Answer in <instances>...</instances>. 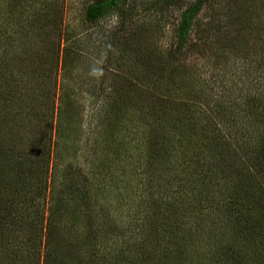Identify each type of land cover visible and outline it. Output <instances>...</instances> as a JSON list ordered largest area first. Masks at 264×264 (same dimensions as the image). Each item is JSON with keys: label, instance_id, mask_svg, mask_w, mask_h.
I'll use <instances>...</instances> for the list:
<instances>
[{"label": "rangeland", "instance_id": "1", "mask_svg": "<svg viewBox=\"0 0 264 264\" xmlns=\"http://www.w3.org/2000/svg\"><path fill=\"white\" fill-rule=\"evenodd\" d=\"M90 1L0 0V145L8 146L10 139H14L11 148L22 145L23 141H27L26 144L42 142L45 130L37 133L38 138H33L31 131L49 127L52 140L60 132L59 165L62 168L71 163L70 157L74 155L78 165L73 167L80 173L85 160H90V154L108 158L110 162L130 160L138 166L143 157L138 148L143 131L139 107L152 105L146 99L147 84L175 69L188 77L186 87L192 90L185 99L190 109L196 110V116L192 113L188 125L202 120L207 124V133L218 140L216 159L205 167L211 173L209 175L216 179L217 174L251 173L249 166H245L251 159V152L246 151L249 144L245 142H251L247 139L248 134L254 132L257 136L260 128L255 127V121L246 111L254 99L264 106V0H210L195 18L187 45L179 53L175 51L178 16L195 0H128L124 18L113 14L95 25L84 21V9ZM194 83L196 86L192 88ZM117 92H126L132 97L126 103V110L118 106L111 110L116 104ZM219 106L224 113L222 120L217 114ZM58 108L63 114L57 123ZM128 109H133V114H128ZM170 109L167 105L165 111ZM171 111L172 115L183 114L181 107H173ZM114 112L123 127L116 142L111 134L101 132L105 120L111 119ZM72 119L75 126H71ZM70 127L74 128L73 132ZM233 133L243 136L242 140L232 138ZM106 138L111 140L109 147L105 146L108 144ZM103 140L104 149L100 145ZM229 143L241 148L228 149ZM97 150L98 154L94 155ZM3 158L5 163L1 161ZM11 160L10 152L0 156V198L17 214L9 218L11 223L3 233L10 244H15L16 251L24 250L21 254L25 257L27 247L22 243L38 234L39 223L46 217L41 207L47 205V199L46 196L37 198L26 178L15 181ZM106 166L102 170H122L120 166L117 169L111 164ZM88 168L87 165L83 170ZM126 168L127 172L132 170ZM136 169L135 175L127 180L132 182L133 188L139 183L136 179L144 175ZM263 180H260L262 184L255 185L262 191ZM21 182L25 186H21ZM124 185L123 179L121 186ZM203 194L204 206H212L216 212L210 216L196 215L195 221L203 233L202 252L210 246L207 242L212 238L210 235H219L208 219L216 214L215 226L221 229L231 226L229 214L224 210L227 191L222 180L207 186ZM123 196L127 206L139 201L138 192L132 191L130 195L125 191ZM127 196H130L129 200ZM96 198L92 197L93 200ZM255 214L257 221L263 218L260 223H264V206ZM127 223L125 214L120 220V229L125 234ZM77 238L80 242V237ZM122 239V236L117 237L119 244L124 243ZM112 243L110 239L108 245ZM254 244L257 245L256 240ZM130 245L125 258L138 252ZM221 246H214L216 264H239L234 257L229 259L224 251H220ZM223 247H226L225 243ZM241 247L237 244L235 250L239 251ZM248 251V256L243 257H248L247 260L241 264H264L253 256L252 248ZM61 253L69 254L64 248ZM11 254L8 250L5 255ZM76 257L74 254L66 259L73 258L74 261ZM21 261L26 262L24 258ZM27 262L35 261L29 256ZM94 264H99L98 260L95 259ZM126 264L142 263L127 259Z\"/></svg>", "mask_w": 264, "mask_h": 264}, {"label": "trees", "instance_id": "2", "mask_svg": "<svg viewBox=\"0 0 264 264\" xmlns=\"http://www.w3.org/2000/svg\"><path fill=\"white\" fill-rule=\"evenodd\" d=\"M127 1L92 0L84 9V21L95 25L113 14L122 19L126 15ZM209 1L195 0L179 13L176 53L187 45L195 18ZM182 74L174 69L169 75L161 79H151L147 84L146 99L152 105L142 104V107H139V118H142L140 128L143 131L138 140V148L143 157L138 161L140 162L138 166L133 165L130 160L110 162L108 158L101 159L98 155L94 157L90 154V160L86 159L82 165L84 167L88 165L87 170H83V167L79 173L78 169L74 168L78 165L77 157L74 155L70 157L71 163L62 168L59 165L60 132L55 135V140H52L49 127L31 131L32 137L38 138L37 133L45 130L42 142L26 144L27 141H23L22 145L11 148L14 139H10L8 146L0 145V156L9 152L11 154L10 166L15 170V181H20L22 177L26 178L36 191L37 198L46 196L47 199V205L41 207L46 217L42 218L44 222L39 223L38 234L22 243L23 247H27V254L24 257L21 254L24 250L20 248L21 251L20 249L16 251L15 244H10V240L3 233L4 228L8 230L7 227L11 223L9 218L17 213L14 214V208H9L8 203L0 198V249H2L0 264H94L95 259L99 264H126L127 259L137 260V263L142 264H216L214 246L217 245H222L219 247L220 251H224L229 259L234 257L239 264L247 260L248 257L245 259L243 257L248 256L249 248L254 250L253 256L256 259L264 261V223H260L263 218L257 221L255 216V211L264 206V191L255 187L262 184L260 180L264 178V106H260L258 100L256 102L254 99L246 111L255 121V127L260 128L257 136L254 132L248 134L247 139L252 143L245 142L249 144L246 151L251 152L249 164L245 163V166H249L251 173L237 171L234 175L224 173L223 176L217 174L216 179L212 178L205 167L216 159L214 155L217 153L218 140H214L207 133V124L202 120L195 124L191 122L194 125L191 123L188 125L192 113L196 116V110H191L185 99L186 94L192 90L186 87L189 80ZM195 86L196 83L192 88ZM114 100L116 104L111 110L117 106L126 110V103L132 100V97L126 92L118 93ZM167 105L171 109L181 107L183 114L172 115L171 109L165 111ZM218 109L217 114L219 117L221 115L222 120L223 109L220 106ZM127 111L128 114H133V109ZM62 114L58 108L57 123ZM110 117L111 119L105 120L106 125L101 132L111 134L112 140L116 142L119 134L123 132V127L115 112ZM194 120L199 119L194 117ZM74 121L71 120V126L72 124L75 126ZM193 129L195 131H192ZM71 131L73 132L74 128ZM234 136L240 137L241 140L243 138L233 133L231 137L235 138ZM106 140L108 144L105 146L109 147L111 140L108 138ZM103 144L104 140L100 142L102 149L106 148ZM235 144L229 143L228 149L241 148H237ZM98 150L93 154H98ZM252 155H255L254 158ZM1 161L4 162V158ZM106 161L109 165H114V169L120 166L122 170L112 172L102 170L103 167H108ZM126 167L132 170L127 172ZM136 168L144 175L136 179L139 183L133 188L132 182L127 180L132 178L131 175H135ZM123 179L125 185L121 186ZM219 179L226 187L227 195L223 204L224 210L230 216L228 220L231 226L229 228L223 226L222 229L215 226L216 214L208 219L214 224L211 225L219 235H210L212 238L207 240L210 246L202 252L200 247L203 233L195 220L197 216L205 214L210 216L212 212H216L212 206H204L206 204H203L205 202L203 193L207 186L216 185ZM1 185L0 183V188ZM125 191L130 195L132 191L138 192L139 201L132 202L129 206L125 205L127 202L123 196ZM93 196L97 198L93 200ZM126 198L129 200L130 196ZM209 209L210 211H207ZM125 214L128 216L126 234L120 229V220ZM18 226L21 228V222ZM42 235L44 237L41 242ZM118 236L123 237V244H119ZM110 239L113 243L108 245ZM224 243L226 247H223ZM130 244L136 247L138 252L125 258L126 250L131 248ZM237 244L242 246L239 251L235 250ZM63 248L71 255L62 254ZM8 250L12 252L10 256L5 255ZM74 254L77 256L74 261L73 258L67 261L66 257ZM29 256L34 258L35 262L28 263ZM23 258L26 262H20Z\"/></svg>", "mask_w": 264, "mask_h": 264}]
</instances>
